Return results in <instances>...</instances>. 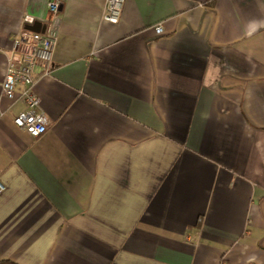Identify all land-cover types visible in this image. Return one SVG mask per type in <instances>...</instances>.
<instances>
[{"label": "crops", "instance_id": "obj_1", "mask_svg": "<svg viewBox=\"0 0 264 264\" xmlns=\"http://www.w3.org/2000/svg\"><path fill=\"white\" fill-rule=\"evenodd\" d=\"M47 3L0 0V264H264V0H62L33 138L1 83Z\"/></svg>", "mask_w": 264, "mask_h": 264}, {"label": "built area", "instance_id": "obj_2", "mask_svg": "<svg viewBox=\"0 0 264 264\" xmlns=\"http://www.w3.org/2000/svg\"><path fill=\"white\" fill-rule=\"evenodd\" d=\"M124 2L125 0H105L103 20L116 24ZM61 6L62 0H48L44 17L47 29L44 33L24 30L12 39L1 83L3 97L13 100L18 94L20 105L14 111L13 124L33 138L43 135L49 125L40 111V102L34 92V85L39 74L38 67L50 64L52 51L59 38ZM154 31L160 35L162 26L155 25ZM3 191L4 185L0 182V195Z\"/></svg>", "mask_w": 264, "mask_h": 264}, {"label": "water", "instance_id": "obj_3", "mask_svg": "<svg viewBox=\"0 0 264 264\" xmlns=\"http://www.w3.org/2000/svg\"><path fill=\"white\" fill-rule=\"evenodd\" d=\"M40 26H42L41 23L38 22V21H35L32 24H30L27 27H25V30L32 31V32H43L44 31V26H42V27H40Z\"/></svg>", "mask_w": 264, "mask_h": 264}]
</instances>
